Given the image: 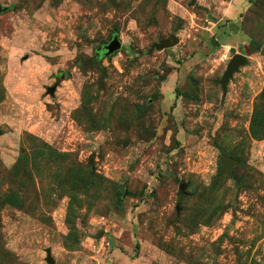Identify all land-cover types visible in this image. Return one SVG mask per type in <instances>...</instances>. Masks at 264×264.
Masks as SVG:
<instances>
[{
	"label": "rangeland",
	"instance_id": "1",
	"mask_svg": "<svg viewBox=\"0 0 264 264\" xmlns=\"http://www.w3.org/2000/svg\"><path fill=\"white\" fill-rule=\"evenodd\" d=\"M0 6V264H264V0Z\"/></svg>",
	"mask_w": 264,
	"mask_h": 264
},
{
	"label": "water",
	"instance_id": "2",
	"mask_svg": "<svg viewBox=\"0 0 264 264\" xmlns=\"http://www.w3.org/2000/svg\"><path fill=\"white\" fill-rule=\"evenodd\" d=\"M5 9L0 6V14L4 11ZM177 44V40H173L171 42L170 40H162L160 42V45L157 47L158 50H165L173 45ZM121 48V42L118 40L117 37H114L113 40L106 46H104L99 53L103 56H111L115 52L119 51ZM98 53V54H99ZM247 64V58L242 55V54H235L229 63L227 64L226 70L222 75V78L219 82L221 89H222V96L224 97L227 93V85L230 81V79L233 77V75L238 72L240 67L246 66ZM56 86H53L51 88H48V92L50 95H53L55 91ZM221 164H222V171L226 172L228 176L233 177V169L235 166L238 165V161L233 160L230 157L224 156L221 158ZM180 188L182 191H184L185 186L183 184L180 185ZM101 236H103V232L98 234L96 236V239H99ZM46 263L47 264H54V260L51 256V250L47 249L46 250Z\"/></svg>",
	"mask_w": 264,
	"mask_h": 264
},
{
	"label": "trees",
	"instance_id": "3",
	"mask_svg": "<svg viewBox=\"0 0 264 264\" xmlns=\"http://www.w3.org/2000/svg\"><path fill=\"white\" fill-rule=\"evenodd\" d=\"M250 48L254 51V52H259V51H261L262 53H264V46H260L259 44H256L255 42H253V41H251L250 42ZM99 52H97V54L95 55V59L96 60H100L102 57H103V55H101V53H99ZM66 74V73H65ZM62 75H64V73H61V75H60V78H61V76ZM68 75V74H67Z\"/></svg>",
	"mask_w": 264,
	"mask_h": 264
}]
</instances>
